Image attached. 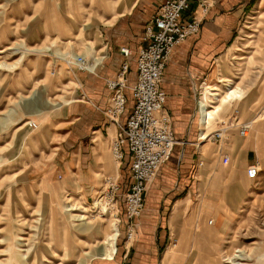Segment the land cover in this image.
I'll list each match as a JSON object with an SVG mask.
<instances>
[{"label":"rangeland","instance_id":"obj_1","mask_svg":"<svg viewBox=\"0 0 264 264\" xmlns=\"http://www.w3.org/2000/svg\"><path fill=\"white\" fill-rule=\"evenodd\" d=\"M146 2L0 0V64L8 66L0 69V264H129L134 243L123 239L119 223L125 190L118 164L88 196L74 170L70 177L63 173L74 148L61 147L64 131L58 126L61 111L81 90L78 74L67 62L80 55L91 64L98 56L92 43L103 46L105 26L134 4L131 17L138 12L145 17ZM209 87L219 88L213 93L220 99L229 89H239L240 97L223 103L208 133L239 110L241 122L252 123L245 139L255 146L250 161L260 175L252 182L234 166L218 167L216 177L202 183L199 198L211 236L200 246H183L184 237H177L162 248L161 264H228L234 254L244 256L240 264H264V0L253 4L200 90V103L220 105ZM230 133L239 135V128ZM68 207L76 210L67 212ZM74 215L88 219L75 221ZM115 219L117 253L113 261L102 260L95 251L112 233Z\"/></svg>","mask_w":264,"mask_h":264},{"label":"crops","instance_id":"obj_2","mask_svg":"<svg viewBox=\"0 0 264 264\" xmlns=\"http://www.w3.org/2000/svg\"><path fill=\"white\" fill-rule=\"evenodd\" d=\"M165 1L147 0V9L143 10L145 17L141 12L131 17L137 6L134 4L129 13L121 14L112 24L105 26L103 46L92 43L98 52L91 68L95 70L75 71L81 84L79 98L66 104L59 116L62 122L58 127L62 125L60 129L64 131L61 147L74 148L70 159L65 162L63 173L70 177V171L74 170L88 196L98 187L100 177L114 171L111 141L119 126L111 124L104 114L111 96L106 80L117 77L126 61L121 49L128 48L132 52L128 59V84L133 86L136 83L138 52L147 45L145 27ZM204 1L191 0L183 19L191 21L197 17L201 20L200 33L176 46L163 76L161 89L167 96L164 112L171 118L177 144L145 194L143 212L136 221L137 236L129 264H161L162 248L177 237H184L183 246L202 245L201 242L211 236L203 202L199 206L202 183L215 178L221 166L231 165L241 172L256 166L250 161L255 151L251 140L230 133L229 140L223 144L207 141L210 129L204 130L206 125L203 126L199 109V93L234 43L257 0H207V11L202 7ZM211 88L215 87H209V90ZM126 95L127 111L120 120L121 125L126 124L134 107L132 92L127 91ZM124 150L125 160L116 170L126 191L131 182V160L128 148ZM224 156L230 158L227 166L222 163ZM198 212H202L200 217ZM126 222L122 209L123 239ZM87 234L92 236L89 232Z\"/></svg>","mask_w":264,"mask_h":264},{"label":"built area","instance_id":"obj_3","mask_svg":"<svg viewBox=\"0 0 264 264\" xmlns=\"http://www.w3.org/2000/svg\"><path fill=\"white\" fill-rule=\"evenodd\" d=\"M190 2L191 0H166L146 25L144 40L147 45L138 52L137 80L133 86L128 84V59L132 55L128 48L121 49L126 61L117 77L106 80L111 96L104 114L111 124L119 126L117 135L111 141V153L114 161L122 165L126 156L124 148L127 147L131 160V182L123 194L127 220L125 239L128 244L136 240V221L143 212L145 194L162 165L171 158L177 144L171 118L164 112L167 96L161 89V84L176 46L200 33L201 20L197 17L191 21L183 19L190 9ZM202 7L207 11L209 2L205 0ZM67 65L74 71H89L90 64L85 57L79 55L74 61L67 62ZM127 91L132 92L134 107L126 124L121 125L120 120L127 111ZM221 125L209 133V140L218 145L229 140L232 128H239L241 138H247L252 130V123L241 122L240 111L237 109L233 111L229 121H222ZM29 126L38 128L36 123H30ZM222 163L229 165V156H224ZM246 175L248 180L256 181L260 175L259 167H248ZM118 215L116 212V216Z\"/></svg>","mask_w":264,"mask_h":264},{"label":"bare ground","instance_id":"obj_4","mask_svg":"<svg viewBox=\"0 0 264 264\" xmlns=\"http://www.w3.org/2000/svg\"><path fill=\"white\" fill-rule=\"evenodd\" d=\"M4 52H6V51H2L1 53H4ZM78 56L79 55H77V56L74 55L73 58L76 59V57H78ZM2 67H5L6 68L8 66H6L5 63L4 64L1 63L0 64V69ZM92 67H93V62L88 67V70L90 72H91V70H95V68L94 69H91ZM215 91H219V88H216V87L213 88L212 90H210V93L209 94H210L211 97H216L217 102H219L220 105H218V106L217 105L216 106H210L204 100H202V101H204L203 105L202 104H199L200 113L202 112L201 115H203L202 116L203 117V126L206 125L205 128H204L205 131H207V130L210 129V125L213 123V120L215 119V116L222 111V108H223L222 105H223V103H227L229 101H232L233 99H236V98H239L240 97L239 96V89H235V90L229 89L227 91L226 95L224 97H222L221 99L218 98V97H220V94L219 93H215V94L213 93ZM60 98H62V97H60ZM48 102L51 104V106H53L55 108H58V107L61 106V104L56 103V102H53L52 100H48ZM67 103H69V101ZM207 138H208L207 140H209V134H208ZM103 201H100V202L103 203ZM105 204L103 203V205H105ZM75 210L76 209L74 207H72V208H69L68 207L67 208V212H73ZM104 212L107 213V210L105 209ZM72 217H73V219H75V221H84V220L88 219L86 216H83V215H81V216L74 215ZM117 223H118V219H115V222L112 223V233H110L109 235H107L106 237H104L103 242L99 245L100 246V249H97L95 251V253H96L95 256L96 257H100V258H102V260H106V261H113L114 260V255L117 253V239H118L117 236H119V229H118ZM92 230H93V227L91 228V231ZM96 230H97V228L94 230V233H96ZM99 246H95V248H98ZM243 257L244 256H242V255L235 256V254H234V255H232V256L229 257V259L227 260L228 261L227 263L228 264H240L238 261H240L241 258H243Z\"/></svg>","mask_w":264,"mask_h":264}]
</instances>
